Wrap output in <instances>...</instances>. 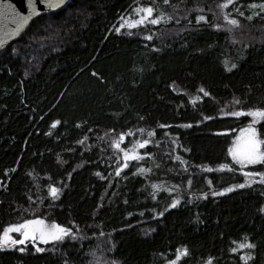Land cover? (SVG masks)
I'll return each mask as SVG.
<instances>
[{"label":"trees","instance_id":"1","mask_svg":"<svg viewBox=\"0 0 264 264\" xmlns=\"http://www.w3.org/2000/svg\"><path fill=\"white\" fill-rule=\"evenodd\" d=\"M222 3L69 0L0 51V231L42 219L76 237L0 264H264V184L236 187L228 156L251 118L227 115L264 109V0ZM143 7L156 25L121 27ZM131 133L149 142L123 169L113 142Z\"/></svg>","mask_w":264,"mask_h":264},{"label":"snow or ice","instance_id":"2","mask_svg":"<svg viewBox=\"0 0 264 264\" xmlns=\"http://www.w3.org/2000/svg\"><path fill=\"white\" fill-rule=\"evenodd\" d=\"M44 3L46 9H57L61 5L65 3V0H41ZM164 4H168L169 0H163ZM232 3V0H226V3H222L219 5L220 8H225L229 4ZM26 7L30 15H21L19 11H17L16 7L11 4H5L4 9H0V15L6 16L7 23L14 25V27L10 28L8 31L4 33L3 36H0V47L5 45L6 38H11L20 33L22 27L28 22L31 14H37L35 9V4L33 0H26ZM250 7L255 8L257 5H250ZM262 12H264V4L258 6ZM135 11L143 12L144 15L141 16L138 20H134L128 24V27H135L136 25L142 24L145 20L152 25H156L160 21V17L157 16L153 19H148V17L152 16L154 9L152 7H143L138 8ZM242 14V13H241ZM252 17L249 16L248 19ZM227 24L236 27L238 26V22L235 19L230 18L225 15L224 17ZM197 22L204 20L203 16L196 17ZM123 27V25H121ZM116 31L119 33L120 29L117 28ZM145 39H151V37H145ZM236 65L233 64L232 68H235ZM225 71H231L227 66L225 67ZM95 75V73H94ZM201 92H204L203 89H200ZM204 95L207 96L208 93L204 92ZM234 103H239V101H234ZM227 115L239 118L241 116L250 117V122L240 130V135L236 137L233 141L231 147L228 148V156L231 157L232 162L239 166L242 170V174L245 177L244 184H237L236 187H245L250 183V178L259 175L261 177L259 183L264 184V172L257 171H243L246 166H256L261 165L264 166V138H260L264 136V133H258L256 125L261 121H264V109H248L247 111H232L227 113ZM54 126V125H53ZM190 125H182V127H189ZM264 127V125H261ZM149 136H152V133H148ZM123 137H121L122 139ZM147 141L143 143L137 142L135 147H143ZM113 147H117L116 142H113ZM131 151V150H130ZM125 160L135 159L138 157L130 156L129 154H125ZM183 163V161H181ZM126 166V165H125ZM220 169L223 170L227 166L221 164ZM210 170V169H205ZM231 170V169H229ZM120 172V167L117 168V174ZM156 187L155 185L153 186ZM211 187V184H209ZM232 187H228L224 189V192L232 191ZM58 189L49 186V195L56 199ZM223 195L221 193L213 192V195ZM177 201L173 200L172 204L169 207H174ZM261 211L264 212V208H261ZM16 233L18 234V238H13L10 234ZM72 236L71 230L67 227L61 226L57 223L47 224L42 219H26L22 223H17L13 225L5 226L2 231H0V251L5 249L15 248L16 251L23 253L26 248V244L30 243L35 252L40 253L43 252L44 249L37 247V244H48L51 243L55 245L58 242L64 240L65 237ZM75 239V236H72ZM20 246V247H17ZM239 247H247L254 248L255 245L251 243L241 244ZM180 251L178 250L177 256L179 257ZM186 254V253H185ZM242 260L251 259V256L245 258L241 257ZM175 264V261L172 262Z\"/></svg>","mask_w":264,"mask_h":264},{"label":"rangeland","instance_id":"3","mask_svg":"<svg viewBox=\"0 0 264 264\" xmlns=\"http://www.w3.org/2000/svg\"><path fill=\"white\" fill-rule=\"evenodd\" d=\"M144 15V13L143 12H138V11H134V13L133 14H131V16L129 15V16H127V18L124 20V22L122 23V25L124 26V27H126V28H129L128 27V24L129 23H131L132 21H134V20H138L141 16H143ZM148 19H153V16H151V17H148ZM143 24H150V23H148L147 22V20H145L142 24H139V25H143ZM137 26V25H136ZM242 128H244V127H242ZM242 128H240L239 130H238V132L236 133V135L233 137V139H232V144H233V141L236 139V137L237 136H239L240 135V130L242 129ZM121 137H123L122 139H121ZM119 139H118V141H117V148L119 149V148H121L123 145H125V147L124 148H121V152H122V168L124 169V168H126V167H128L129 166V164L130 163H134V162H139V161H142V159L144 158V154H143V150H144V148H145V146L148 144V142L149 141H147V143L146 144H144V146L143 147H135V145H136V143L137 142H140V143H143L144 141H146V140H143L138 134H133V133H131V134H129L128 135V138H126V137H124V136H121ZM128 144H127V143ZM232 144H231V146H232ZM230 146V147H231ZM131 150V151H130ZM129 154L130 156H135V157H138V158H135V159H129V160H125V154ZM231 158V157H230ZM126 165V166H125ZM247 167H249V166H246L245 168H247ZM218 171L219 169H214V171ZM211 171H212V169H211ZM257 176H259V175H257ZM257 176H255V177H251L250 178V182L252 181V182H255L256 181V179H258V178H260V177H257ZM45 223H47L46 221H45ZM48 224V223H47ZM13 238H18V234H16V233H11L10 234ZM246 243H249L248 241H246V240H244V241H241V242H237V243H235V248H234V250L235 251H240V253H241V257H245V258H247V257H249V256H251V259H252V254H251V252H250V250L252 249H250V248H247V247H239V245H241V244H246ZM49 244V243H48ZM31 244L30 243H27L26 244V248H28L29 246H30ZM37 245H45V244H37ZM25 248V249H26ZM177 258H178V256H177ZM176 258V259H177ZM251 259H245V260H243V261H245V262H249ZM211 263V261L210 260H207V262H205V263H203V264H210ZM169 264H172V261L169 263Z\"/></svg>","mask_w":264,"mask_h":264},{"label":"water","instance_id":"4","mask_svg":"<svg viewBox=\"0 0 264 264\" xmlns=\"http://www.w3.org/2000/svg\"><path fill=\"white\" fill-rule=\"evenodd\" d=\"M69 0H65V3L61 5L57 9H46L44 3L41 2V0H33V3L35 4V9L37 14H31L30 19L28 22L22 27L20 33H18L16 36H13L11 38H6L5 45L0 47V51L6 49L9 47L16 39H18L26 30V28L37 18L42 16H47L51 14L58 13L62 10H64L68 5ZM11 4L16 7L17 11L21 13V15H30L28 8L26 7V0H0V9H4L5 4ZM14 27V25L7 23L6 16L0 15V36H3L6 31H8L10 28Z\"/></svg>","mask_w":264,"mask_h":264}]
</instances>
